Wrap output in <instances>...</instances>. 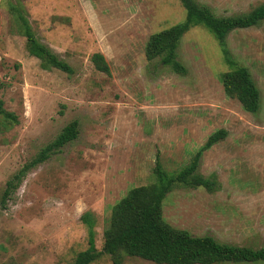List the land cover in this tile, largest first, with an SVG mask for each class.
<instances>
[{
  "label": "rangeland",
  "instance_id": "1",
  "mask_svg": "<svg viewBox=\"0 0 264 264\" xmlns=\"http://www.w3.org/2000/svg\"><path fill=\"white\" fill-rule=\"evenodd\" d=\"M197 1L220 16L264 2ZM18 9L72 73L42 69L27 52ZM184 16L179 0H0V99L17 119L0 121V264H72L88 246L84 212L101 250L111 207L154 180L156 160L177 171L221 128L226 136L202 153L198 169L216 176L217 189L174 186L163 218L192 235L264 246V21L225 40L232 63L247 67L260 91V108L250 113L225 94L220 75L230 65L204 26L180 39L183 72L146 59L148 37ZM94 52L109 74L94 68ZM72 120L77 137L4 197L7 181ZM89 264L112 262L102 253ZM122 264L155 263L127 256Z\"/></svg>",
  "mask_w": 264,
  "mask_h": 264
},
{
  "label": "trees",
  "instance_id": "2",
  "mask_svg": "<svg viewBox=\"0 0 264 264\" xmlns=\"http://www.w3.org/2000/svg\"><path fill=\"white\" fill-rule=\"evenodd\" d=\"M185 10L184 19L167 28L152 33L145 44L147 60L159 58L165 65L177 72L184 67L177 60V47L181 37L191 27L202 25L219 42L230 68L220 75L225 94L235 98L243 110L256 113L260 108V91L250 71L245 66H235L225 46L227 35L235 30L256 26L264 21V2L250 10L233 15L220 16L206 4L197 0H179ZM18 19L25 37L27 52L39 60L42 69H58L72 73L69 63L61 59L50 47L35 35L27 18L20 9ZM91 62L97 71L109 74L110 68L101 52L91 55ZM232 66V67H231ZM16 122L14 113L5 110L0 99V121ZM77 121L67 123L60 133L39 153L7 181L4 197L16 187L20 179L37 164L46 160L51 153L77 137ZM226 136L221 128L212 132L204 145L191 157L190 161L177 171L167 172L157 159L153 168L154 180L148 184L134 186L122 196L110 210L103 229V245L95 246L93 219L84 212L80 219L87 226V248L78 252L72 264H89L102 253L107 254L112 264H122L125 257H139L155 264H263L264 246L251 247L220 242L211 235H192L187 230L173 227L162 215V203L166 195L176 185L204 187L208 191L217 189L214 174L203 176L199 172L202 153Z\"/></svg>",
  "mask_w": 264,
  "mask_h": 264
}]
</instances>
